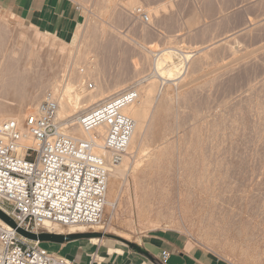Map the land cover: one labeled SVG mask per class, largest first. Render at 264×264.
Wrapping results in <instances>:
<instances>
[{"label":"rangeland","instance_id":"1","mask_svg":"<svg viewBox=\"0 0 264 264\" xmlns=\"http://www.w3.org/2000/svg\"><path fill=\"white\" fill-rule=\"evenodd\" d=\"M141 1L150 8L174 2L166 25L154 18L152 30L158 36L143 38L146 44L152 47V42L163 43L165 35L178 33L172 40L186 47L191 57L187 73L174 78L162 77L156 71L154 74L153 70L146 72L138 57L122 65L121 72L125 70L124 75L133 78L131 62L137 64L136 75L140 76L129 87L158 74L162 81L158 93L167 90L170 99L160 105L157 94L156 101L141 106L144 132L134 144L136 151L161 145L156 158H146L135 175L138 217L150 212L157 223L151 226V222H139L136 213L132 217V193L120 200L117 224L127 217L136 230L181 232L223 264H264V0ZM132 27L129 29L135 35ZM230 34L234 35L225 40ZM135 38L139 41L138 34ZM108 47L105 74L114 75L120 71L119 56L116 47ZM203 53L207 56L199 63ZM172 219L177 220L179 228ZM88 231L81 235L104 236L102 231ZM105 236L118 252V248L130 250L127 240L110 233ZM144 236L140 237V246ZM25 240L31 245L38 243ZM74 240L79 239L54 242L63 246L46 243L40 247L46 251L50 248L54 253H48L68 260L82 255V264L87 261L85 254L93 250L79 248Z\"/></svg>","mask_w":264,"mask_h":264},{"label":"bare ground","instance_id":"2","mask_svg":"<svg viewBox=\"0 0 264 264\" xmlns=\"http://www.w3.org/2000/svg\"><path fill=\"white\" fill-rule=\"evenodd\" d=\"M72 1L82 8L84 23L78 24L70 42H65L58 35L51 34L48 31L28 27L9 9L0 7V126L6 121H15L24 135L23 144L36 148L38 146L37 142L30 135L28 127L24 125V120L28 114L38 113L43 104L51 102L56 108L54 121L58 124L59 132L79 139H87L91 136L95 140L97 147L94 152L105 159L110 169L106 203L101 221L90 227L85 225L65 227L44 223L42 229L45 233L50 232V234L64 237L81 234L87 232V230H92L91 233L102 231L104 236H94L72 242H77L79 248L88 246L90 250H96L95 263L104 264L109 257L114 258L116 256V247L111 246L110 241L105 236L106 233L114 234L127 241H133L138 246H140V237L147 234L146 229L145 231L136 230L135 227L130 226L127 217L120 224H117L118 211L122 206L120 200L124 194H134L131 199L133 218L136 213L137 217L135 219H139V222H151V226L155 222V218L150 212L143 213L142 217H138L140 213L137 214L139 208L136 196L138 183L136 184L135 175L142 167L144 160L149 157L156 158L157 151L161 149V145L152 149H144L143 147L139 149L140 151H136L134 148L136 140L144 132V130L142 131V121H140L141 106L148 101H153L157 94L158 97H156L159 101L157 102L160 105L165 104L166 100L170 99V95L167 90H159L161 92L158 93L162 81L160 82L161 78L156 75L160 74L165 78H174L177 74L184 76L188 70L187 61L191 56L186 47L175 42L176 40H172V37L178 36V33H175L174 36L165 35V40L161 39L163 43L152 42V47L148 46L143 39L147 36H158L152 30L154 18H158L161 24L170 21V14L172 13L170 11L174 7L173 1H167L157 7L154 6L155 8L145 7L146 5L141 0ZM197 13H195L196 16ZM199 16L202 17V13ZM249 22L251 23L252 19H249ZM131 27L134 29L135 35L129 29ZM137 34L139 41L135 38ZM234 34L226 36L225 40H230ZM109 45L110 47L112 45L116 47L119 56L118 63L120 65L117 66V70L120 69V71L114 75L105 74V55L107 54L105 49L109 48ZM206 56L207 53L201 54L200 58L198 57L199 63ZM136 57L143 62H140L142 65L145 64L146 72L153 70V73L156 71L158 74L141 82L142 84L140 83L136 87H131L137 92L138 100L125 107L123 114L133 119L135 123L133 134L128 147L120 157V164L111 166V154L101 148L103 128L98 129V135L94 132L87 134L81 129L77 118L72 117L76 113H83L93 108L136 82L133 79L140 75H136L137 64L135 62H131L133 65L131 70L133 73L135 72V75L132 74L133 78L124 75L125 70L122 73V65L127 59ZM195 64L198 66V62ZM141 70H139L140 73ZM163 85L166 88L170 86L165 81ZM154 100L156 101V99ZM172 223L176 229L179 228L176 219H172ZM0 224L9 227L1 219ZM156 225L154 227H157ZM46 243L63 246V243L38 241L39 246ZM47 251L54 253L50 248ZM62 254H65V252ZM85 255L87 261H89L90 258L87 254ZM53 256L58 258L57 255L53 254ZM63 258L70 261L66 257ZM217 262L223 264L219 259H217Z\"/></svg>","mask_w":264,"mask_h":264},{"label":"built area","instance_id":"3","mask_svg":"<svg viewBox=\"0 0 264 264\" xmlns=\"http://www.w3.org/2000/svg\"><path fill=\"white\" fill-rule=\"evenodd\" d=\"M137 100V92L129 87L76 116L87 134L98 135L103 128L101 148L111 154V166L120 164L135 126L123 109ZM55 111L48 102L38 113L26 116L24 125L36 148L23 144L24 135L15 121L0 126V211L18 228L37 235L45 233L44 223L96 225L106 203L109 164L94 152L97 143L91 136L79 139L59 132ZM30 243L0 224V264H76ZM168 257L162 251L158 264H166ZM95 260L94 253L89 264H96Z\"/></svg>","mask_w":264,"mask_h":264},{"label":"crops","instance_id":"4","mask_svg":"<svg viewBox=\"0 0 264 264\" xmlns=\"http://www.w3.org/2000/svg\"><path fill=\"white\" fill-rule=\"evenodd\" d=\"M0 7L9 9L28 27L48 31L63 41L72 36L83 21L79 6L72 0H0ZM141 243L140 247L147 256L118 248L120 251L116 249V255L119 256L108 259L104 264H158L162 251L169 253L166 264H218L214 256H209L187 235L175 230H150ZM90 255L87 254L89 258ZM81 256L71 260L80 264L83 260ZM89 261L82 264H89Z\"/></svg>","mask_w":264,"mask_h":264},{"label":"water","instance_id":"5","mask_svg":"<svg viewBox=\"0 0 264 264\" xmlns=\"http://www.w3.org/2000/svg\"><path fill=\"white\" fill-rule=\"evenodd\" d=\"M0 219L5 222L10 228L14 229L16 231V233L28 240L31 241H51V242H62L63 240H71V239H86L89 237H96V236H100L99 234H80V235H69V236H59V235H55V234H33V233H29L26 232L20 228L17 227V225L13 222V220H11L10 218H8L7 216H5L1 211H0ZM125 244L127 245V247L132 250L133 252L143 255V256H147V254L144 252V250L141 249L140 246H137L133 243L127 242L125 241Z\"/></svg>","mask_w":264,"mask_h":264}]
</instances>
